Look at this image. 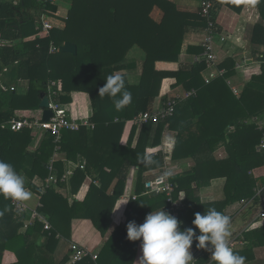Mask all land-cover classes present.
<instances>
[{
  "label": "trees",
  "instance_id": "trees-1",
  "mask_svg": "<svg viewBox=\"0 0 264 264\" xmlns=\"http://www.w3.org/2000/svg\"><path fill=\"white\" fill-rule=\"evenodd\" d=\"M210 1L214 2L217 10L226 5L237 13L247 2L257 7L259 19L248 25L246 32L251 45L248 57L253 61L251 64L255 61L257 64L253 68L248 64L245 67L247 70L236 68V62L241 57L235 59L231 55L227 56L216 66L217 70L222 69L224 73L205 83L200 75V71L206 69L203 60L181 64L175 72L155 69L157 61L177 62L184 36L189 30L202 31L205 21L199 11H181L171 0H72L65 27L52 28L49 33H45L40 25L41 12L46 9L55 11V4H45L42 0H20L17 3L14 0H0V37L10 42L0 46V71L14 62H19L18 79L26 81L28 86L25 94L0 89V122L11 118L23 119L24 116L18 113L22 110H40L41 93H46L48 82L55 80V89L59 92L55 101L58 103L69 100L71 90L88 93L93 112L89 122L95 123L93 129L88 125H81L78 130H63L59 143L54 142V137L45 132L40 147L34 154L26 151L31 142L32 131L27 128L12 131L0 126V159L11 163L19 174L25 171L29 177L37 175L43 180L49 174L44 163H47L55 150L63 152L67 158L79 154L86 160L87 166L89 163L94 165L93 157L102 151V166L98 172H102L103 167L109 168L105 176H100L101 185L97 186L99 188L92 185L89 189L92 192L95 190L98 193L96 196L88 191L82 201H73L71 205H68L67 198L56 192L55 188H46L41 195L39 211L50 221L51 229L45 230L42 223L35 221L25 229L23 235L13 237L0 232V254L16 238L20 239L23 247H29L27 238L37 230L47 236L46 242L56 241L57 235L69 237V222L74 217L90 219L99 230L106 231L108 225L103 224L104 220L125 184L122 164L127 162L128 166H138V178L143 171L158 169L161 172L163 155L154 154L152 151L145 152V149L148 146L158 147L165 129L177 132L172 157L175 159L179 158V154H190L195 161V167L185 177L179 174L171 176V181L177 185L174 196H177L184 180L194 183H188L189 186L185 187L186 197L177 218L182 222L179 226L181 230L186 227L190 213L193 221L194 214L202 211L197 196L202 180L207 182L215 177H225V200L220 203V208L254 195L253 188L258 179L264 184V149H255L263 136L264 127L259 129L255 123L250 122L252 118L264 119V0ZM154 7L161 11L159 20L151 16ZM218 30L221 31L219 27ZM26 37L31 39L27 40ZM18 39H22L20 46L13 43ZM65 41L76 44V54L49 52L51 43L58 47ZM134 45L145 53V58L139 82L130 84L127 73L122 72L127 65L120 62ZM202 51L201 45H189L187 48V52L192 54H200ZM116 72L124 76L125 87L132 93V103L120 111L115 109L113 98L98 95L106 77ZM170 76L186 92L194 90L195 93L178 101L171 116L157 122H146L138 127L134 124L133 117L153 109L152 104L158 96L162 79ZM232 76H237L240 81L241 88L237 93L231 85ZM166 100L167 97L163 102ZM37 118L30 116L29 119ZM137 130L138 139L134 147H131ZM124 131H130L131 136L127 147L120 144V136ZM221 144L226 149L227 157L215 160L210 154ZM120 146L121 153L114 155V150L110 148L118 149ZM106 147L108 152L103 151ZM148 155L152 156L153 163H141V157ZM26 160H31V169L24 166ZM82 166L71 177L72 184L77 182V185L72 186L73 191L84 180L86 165ZM254 168L255 176L248 173ZM61 173L62 168H58L57 174L61 176ZM115 176H118V188L115 187L116 191L109 198L111 204L106 207L103 192L106 183H110ZM140 185V188H145L143 183ZM137 186L138 184V195L140 189ZM25 187L28 190L26 183ZM261 193L264 195V188ZM160 198H157L156 207L163 204L164 211L167 212L169 203L166 195L162 194ZM134 200L132 197L129 199V207H133ZM5 208L8 211L3 216L21 224L25 215L21 219L16 218L11 199L0 196V211ZM132 216L134 215L128 214L122 232H127L126 225L133 221ZM137 218L138 224L140 219ZM115 236L117 235H112L107 242L97 263L110 264V260L104 259L103 254L107 253ZM197 243L194 237L193 245L196 248ZM34 249L36 250L35 246ZM117 254H120L119 250ZM65 262L66 257L59 264ZM84 262L96 264L87 259L76 263ZM207 262L208 259L203 256L198 264Z\"/></svg>",
  "mask_w": 264,
  "mask_h": 264
},
{
  "label": "crops",
  "instance_id": "crops-1",
  "mask_svg": "<svg viewBox=\"0 0 264 264\" xmlns=\"http://www.w3.org/2000/svg\"><path fill=\"white\" fill-rule=\"evenodd\" d=\"M19 1L20 0H14V3ZM171 1H173L176 4V7L181 11L197 12L200 10L203 0ZM71 5L72 0H56V9L53 11L54 15L51 17L53 28L63 29L65 27V19ZM151 16L155 20H159L161 17V11L157 7H154L152 9ZM215 17L217 18V25L221 32L229 36V38H227L228 40L223 42L218 40L216 43V54L218 57L216 66H218V64L227 56L231 55L236 59L238 57H242L243 54L248 55L251 50V45L247 40L246 32L248 25L254 24L259 19L257 7L247 2L242 6L241 11L237 13L226 5H223L216 11ZM201 32V30H189L184 36L177 62L157 61L155 63V69L159 71L175 72L178 70L181 64L194 63V57L197 54L187 52V48L189 45H199ZM26 39L29 40L31 37H26ZM21 41L22 39H18L13 41V43L20 46ZM7 43L10 42L3 40L0 37V46ZM144 58L145 53L137 45H134L127 52L125 59L120 62L123 65H127L122 70V72L127 73L130 84H137L139 82ZM255 64H257L256 61L251 64L250 68H253ZM18 68L19 62H14L10 66L2 68L0 71V89L3 91L12 90L18 94H25L27 92V82L18 79ZM206 70L208 72V69L200 71V75L204 81L206 78L205 75L207 73L205 72ZM245 70L247 69L245 68ZM230 80L231 82L233 81L235 85L234 86L233 83H231L233 86L232 88L236 91H239L241 85L239 84L240 81L237 76H232ZM178 92L183 93L186 91L180 85L176 84V79L174 77L170 76L163 78L160 84L158 96L154 99L152 108L159 107L162 104L164 98L172 96ZM59 103L62 104L66 109L68 116L70 115L78 121L90 123L89 119L92 117L93 112L88 93L80 90H71L69 94V100ZM18 113L22 114L24 116L23 118H30V116H34L42 119L43 108L40 107V110H22ZM91 124L93 126L88 127L93 129L95 123L92 122ZM228 128H226V130H228ZM230 128L232 129V127ZM176 134V131L165 129L161 135V140L159 143L160 145L158 147L148 146V148L145 149V152L152 151L154 154L161 153L163 155V166H166V168L169 170H178V174L185 177L186 174L189 171H192V168L195 167V161L190 154L182 155L178 153L179 158L174 159L172 157L176 143ZM31 135V142L27 145L26 151L29 154H34L40 147L41 141L45 136V131L35 130L31 132ZM130 138V131H124L120 136V144L127 147ZM137 139L138 130L132 139L131 147H134ZM258 144L255 146L256 150H258ZM110 149L114 150V155H117L121 153L122 147L120 146L118 149L117 147H113ZM181 150L184 149L182 148ZM103 151L108 152V148H104ZM102 155H104V153L100 151L93 157L95 164L92 165L89 163L87 166L86 160H83L84 158H81L79 154H76L72 158H67L63 152L57 151L48 158L47 163H44L49 173L50 161L53 160L52 172L57 177L60 176L57 174L58 168H62L63 170L61 176L68 170L72 171L71 174H66V181L59 182L56 184V186H52L55 188L56 192L67 198L68 205H71L73 201H82L86 197V194L88 193L89 189H91L92 185L94 188L95 186L96 188H99L97 186L101 185L100 176L102 174L105 176L107 171H109L108 167H103L102 172H98L99 167L102 166V163L100 162ZM210 156L215 160L225 159L227 157L225 147L222 144L219 145L213 150ZM58 162L59 165H56ZM80 164L86 165L84 180L76 188V190L73 191L72 186L77 185V182L73 181L74 184H72L71 177L76 169L80 168ZM122 165V170L125 171V184L121 194L114 200L111 206V201L109 198H111L113 193L116 191L115 187L116 189L118 188V176H115L110 183H106V188L103 192L105 195V206H110L109 215L107 218H105L103 223L108 225L106 227V231L99 230L96 226H94L90 219L74 217L69 222V237L56 236V241L46 242L47 236H45L40 230H37L32 232L29 238H27V244H30L29 247H23L19 238L13 239V241L8 244L7 248L5 247L2 249L0 254V264H35L36 262L59 264L60 261L65 257L66 262L63 264H77L72 263L69 259V244L71 241H76L80 245L88 247L91 251L97 253L98 257H100L102 256L105 245L108 241H110L112 235L117 236H115V239L113 242H111V247H109L107 253L103 254V258L106 260L109 259L110 264H138L139 257L142 254L140 247L141 241L127 240V232H122V229L126 224L128 214L134 215L132 216V219L135 222L138 220L137 217H139V225L143 223L145 216L151 211H156L159 209L164 210L163 204L156 207L157 198H160L164 193L161 190H156L153 188L157 185H160L161 174L160 170L154 169L145 172L143 171L141 177L138 178V166H128L129 164L127 162ZM24 166L26 169H31V160H26V162H24ZM35 169L37 170V167ZM248 173L255 176L256 168L251 169ZM20 174L25 177V183L27 186H29L28 190L32 193L31 198L25 202L30 207H34L38 202H41L42 196L40 189L44 180L37 175L29 177L26 175L25 171H21ZM183 182L185 184H182L183 186H181L179 191L185 196V187H188L189 184L192 185L194 183L193 181L189 183L186 180ZM141 183L144 184L145 188H140ZM225 183V177H215L208 180L207 182H203L202 180L197 194L199 198V204L202 207V211L199 213L203 214L204 212L206 213L209 208H215L217 211L229 216L230 236L228 238L235 239V244L233 245L232 249L240 255L246 257L245 264H264V224L259 222L257 219L258 211L264 207V195L261 193L262 189L264 188L263 181L261 179L257 180L256 185L253 188L255 193L251 197L241 199L238 202L220 208V203L225 200ZM137 184V187L140 189V193L138 195L136 194V192H138V190H136ZM89 194L96 196L98 193H95V190H93V192L89 191ZM131 197L135 199L132 205L133 207L128 206L129 199ZM104 212L105 209L103 210V213ZM190 212L191 210L189 213ZM27 215H25V218ZM25 218L22 219V222ZM188 219L185 223L187 225L185 228L183 227V230L187 228H193L196 234L199 235L198 229H195V226L192 224L191 213L189 214ZM22 222L21 224L19 222H13L8 216L0 217V232L5 234L8 233L10 236H15L18 234L23 235L25 233L26 227L22 225ZM66 224L65 226L67 229ZM33 245L36 247V250L34 249ZM37 246L41 247L38 248ZM118 250L120 251L119 255L117 254ZM190 252L194 259L191 264H198L203 256L208 259L206 264H215L214 260L212 259L211 249L206 250L196 248L192 244ZM86 259L91 260L89 258ZM94 262L99 264L97 263V260ZM87 263L88 262H84L81 264Z\"/></svg>",
  "mask_w": 264,
  "mask_h": 264
},
{
  "label": "built area",
  "instance_id": "built-area-1",
  "mask_svg": "<svg viewBox=\"0 0 264 264\" xmlns=\"http://www.w3.org/2000/svg\"><path fill=\"white\" fill-rule=\"evenodd\" d=\"M43 3L55 4L56 0H42ZM216 6L214 2L210 0H203L201 7H200V15L205 21V26L202 29L200 34V41L199 45L203 47V51L200 54H197L194 57V61L198 62L203 60L206 64V69H210L206 73L205 83L210 82L213 78L217 77L218 75H222L224 70L216 68L217 65V54H216V43L218 40L221 42L228 40V35L223 34L221 31L218 30L217 25V18L215 17L216 14ZM54 15V12L46 9L41 12L40 15V23L41 29L45 33H49L50 29L53 28L51 17ZM57 47L54 44H50L49 52L57 51ZM250 58L248 55L243 54L241 60L236 62V68H245L248 64H250ZM56 81H49L47 88H46V95L49 99V108L53 112V116L50 118L49 121H43L41 118L37 119H17L11 118L3 123L0 122V126L2 128H7L12 131H19L21 129H29L30 131L40 130L45 131L51 134L54 137V142L59 143L61 132L65 129L69 130H78L81 125H88L93 126L91 123L78 121L68 116L66 113V109L63 107L62 104L55 101L58 97L59 92L55 89ZM237 93L236 90H234ZM195 91L191 90L188 92L183 93H176L172 96L167 97L165 102L157 107L150 110H146L143 112L138 113L133 117V122L138 127L142 126L146 122H157L159 120H163L169 116H171L174 112L175 105L178 101H181L188 97L189 95L194 94ZM118 119L116 118L115 121ZM58 147H56L57 149ZM264 149V133L263 136L258 144V150ZM57 152V150H55ZM52 163L53 160L50 161L49 166V174L44 179V182L41 186L40 193L41 195L45 192L46 188L52 187L53 185L56 186L58 182L66 181V174H71L72 171L68 170L65 174L61 177H57L53 174L52 170ZM82 168V165H79ZM163 170L160 172V185L153 187L156 190H161L166 195V200L169 203L167 208V213L170 215L178 218L179 212L183 207V200L185 196L182 192L178 191L177 196H174L176 184L171 181V176L178 174V170H169L166 166L162 167ZM149 184V183H148ZM150 185V184H149ZM12 211L16 218H21L23 215H27V217L23 221L24 227L31 226L38 221L42 223L43 229L49 230L51 229V224L49 223L47 217L44 213L39 211V207H41V202H38L34 207H30L25 201H15L11 200ZM257 219L259 222L264 224V207L260 209L257 213ZM59 235H57L58 237ZM228 239L229 246L232 248L235 244V239ZM70 255L69 259L72 263L79 262L83 259L89 258L91 260H97L98 255L91 251L88 247L80 245L76 241H71L69 244Z\"/></svg>",
  "mask_w": 264,
  "mask_h": 264
},
{
  "label": "clouds",
  "instance_id": "clouds-1",
  "mask_svg": "<svg viewBox=\"0 0 264 264\" xmlns=\"http://www.w3.org/2000/svg\"><path fill=\"white\" fill-rule=\"evenodd\" d=\"M98 95L113 98L117 111L132 103V93L125 87V78L119 72L106 77ZM140 162L150 165L153 158L150 155L143 156ZM31 195L25 187V177L20 175L11 163L0 159V196L22 202L29 200ZM6 211L7 208L0 211V217H3ZM181 223L162 209L148 213L142 224L128 222L127 239L141 241L142 254L138 264H191L194 259L190 248L194 237L198 241L197 248L211 249L215 264H245L246 257L229 246V216L215 208H209L203 214L195 213L192 224L198 229L199 235L193 228L181 230Z\"/></svg>",
  "mask_w": 264,
  "mask_h": 264
},
{
  "label": "water",
  "instance_id": "water-1",
  "mask_svg": "<svg viewBox=\"0 0 264 264\" xmlns=\"http://www.w3.org/2000/svg\"><path fill=\"white\" fill-rule=\"evenodd\" d=\"M58 52H67L71 54H76L77 47L74 43L65 41L63 44H61L58 47ZM39 106L43 108L42 113V120L43 121H49L50 118L53 116L52 110L49 108V99L48 96L45 93H41V101L39 103Z\"/></svg>",
  "mask_w": 264,
  "mask_h": 264
},
{
  "label": "rangeland",
  "instance_id": "rangeland-1",
  "mask_svg": "<svg viewBox=\"0 0 264 264\" xmlns=\"http://www.w3.org/2000/svg\"><path fill=\"white\" fill-rule=\"evenodd\" d=\"M208 71H210V69H208ZM205 72H207V70ZM231 83H233V85H234V82L233 81ZM250 122L255 123L259 129H261V128L264 127V119L261 120V119L252 118V119H250Z\"/></svg>",
  "mask_w": 264,
  "mask_h": 264
}]
</instances>
